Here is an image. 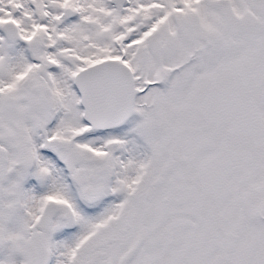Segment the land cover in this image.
Wrapping results in <instances>:
<instances>
[{"label": "snow or ice", "instance_id": "6c2138e0", "mask_svg": "<svg viewBox=\"0 0 264 264\" xmlns=\"http://www.w3.org/2000/svg\"><path fill=\"white\" fill-rule=\"evenodd\" d=\"M0 264H264V0H0Z\"/></svg>", "mask_w": 264, "mask_h": 264}]
</instances>
